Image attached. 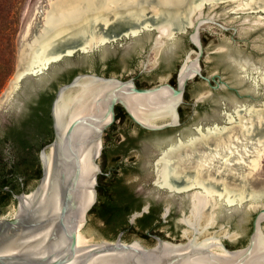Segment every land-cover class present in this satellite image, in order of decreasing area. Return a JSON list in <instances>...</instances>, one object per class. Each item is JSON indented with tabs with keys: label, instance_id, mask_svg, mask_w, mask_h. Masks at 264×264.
<instances>
[{
	"label": "rangeland",
	"instance_id": "obj_1",
	"mask_svg": "<svg viewBox=\"0 0 264 264\" xmlns=\"http://www.w3.org/2000/svg\"><path fill=\"white\" fill-rule=\"evenodd\" d=\"M49 3L50 0H0V97L16 73L19 56L26 43L33 41L41 31ZM139 6L153 9L157 7V3L153 1L150 5L139 4ZM236 6L235 2L220 3L216 7L206 5L203 9V21L198 26L204 48L200 69L202 75L210 79V83L199 76L189 80L186 93L190 101L184 99L181 108L184 113L181 126L161 132H144L131 118H128L115 123L116 127L113 130L116 134L113 137L106 138L103 135L104 146L115 145L126 139L128 146L134 148L129 156L139 160V165L136 171L127 176V180L136 181V187L146 197L145 205L157 204L161 212L167 207L171 210L168 221L160 223L157 232L152 233L155 239H148L137 234L136 231H130L123 234L124 243L138 241L145 248H152L158 244L156 237L176 245L188 243L193 229L187 227L188 224L181 225L179 222L190 217L192 209L190 196L197 191L201 192L202 189L172 195L156 187L154 185L156 161L172 145L178 144L181 140L187 141L189 137L198 136V128L206 131L208 127L215 125L231 127L230 132L225 136L212 137L207 145L199 144L198 151L209 152L216 147L226 146V141L232 142L241 135L239 126L227 119V113L230 119L237 118V110L245 106L258 109L264 103V86L262 84L257 86L255 82L264 74V24L257 26L252 24V26L247 21L249 17L252 20L257 17L264 18V12L257 11L258 9L237 12L234 10ZM114 22V20L99 22L98 30L108 32ZM194 30L192 27L186 32H177L173 39L168 40V44L159 53L158 58L156 50H153L158 35L155 31H147L136 37L122 38L106 44L104 42L92 53H77L65 57L51 64L41 74L25 77L8 104L0 109V139L6 137L12 128L23 127V121L30 113L31 106L37 105V101L42 96L56 95L62 85L70 83L79 74H96L121 81L134 79L139 88H151L160 83H168L176 87L177 75L187 58L189 56L194 58L198 53L191 41ZM28 33L30 35L27 37ZM156 58L157 62L154 64ZM67 79L68 82L65 81ZM203 94H206L205 98L194 109L192 104ZM242 113L244 116L245 112ZM261 128L262 130L257 126L252 137L262 135L264 124ZM27 131L28 140L35 144L41 135L34 128ZM228 136L230 138L226 140ZM1 151L5 160L12 159L18 171L22 173L15 181L14 187L19 193L33 191L39 178H28V174L25 176V163L28 157L25 152L21 151L13 140L7 143L6 147L0 143ZM186 163L188 169L195 167L194 164L192 166L189 162ZM212 167L205 172V178L211 175L218 181H225L233 190L244 185L246 187L245 196L249 198L243 205L220 207L217 222L214 224L217 236L222 237L221 241L229 245L227 247L229 250L242 249L249 244L253 234V223L259 210L250 209L252 195L260 194L264 203V159L260 168L254 172L236 165L224 167L220 159L216 160ZM223 170L225 171L222 172ZM244 173L245 178H243ZM16 201L18 200L10 198L6 204L0 205V209L7 208ZM86 220L83 233L87 239L106 240V242L117 239L110 234L109 228L98 217L89 213ZM206 220L207 216L201 224H206ZM261 227L264 231V221ZM186 231L188 235L184 234ZM225 232L237 233L238 236L231 239L225 236Z\"/></svg>",
	"mask_w": 264,
	"mask_h": 264
},
{
	"label": "water",
	"instance_id": "obj_2",
	"mask_svg": "<svg viewBox=\"0 0 264 264\" xmlns=\"http://www.w3.org/2000/svg\"><path fill=\"white\" fill-rule=\"evenodd\" d=\"M139 4H145V1L140 0ZM257 11L264 12L262 9ZM143 19L150 22V26L137 35L124 34L128 27L125 21L112 25L107 32L110 40L106 43L136 37L147 31H155L158 35L157 26L168 21L169 16L166 13L157 16L149 11ZM189 28L192 27L176 28L175 34ZM193 28L192 34L198 24ZM197 37L198 44L193 37L191 41L198 53L179 71L176 87L160 83L151 88H139L134 79H118L119 82L96 74H79L58 89L51 108L54 140L41 152L43 175L33 191L13 193L18 201L0 209V264H264V233L260 230L264 208L257 212L249 244L234 250L219 241L212 223L196 225L186 244L175 246L156 237L158 244L152 248L141 247L138 241L124 243L123 233L115 241L106 242L87 239L78 230L85 223L83 214L93 200V187L96 192L100 167L92 163L93 157L101 148L100 139L103 141L104 132L117 120L116 107L121 105L139 127L161 132L182 125L179 108L183 106L188 82L193 79L190 77L199 70L195 77L210 83L199 69L204 48L199 32ZM82 43L83 36L58 40L49 52L62 55L49 66L65 57L89 54L97 49L84 51L80 48ZM70 49L74 51L66 53ZM162 87H169L175 93L168 94ZM205 96L196 99L192 104L194 109ZM154 166L156 177V163ZM154 185L172 195L188 192H171L155 182ZM95 202L96 199L87 215ZM144 210H148V205ZM169 211L167 207L165 212ZM180 222L184 224L183 220Z\"/></svg>",
	"mask_w": 264,
	"mask_h": 264
},
{
	"label": "bare ground",
	"instance_id": "obj_3",
	"mask_svg": "<svg viewBox=\"0 0 264 264\" xmlns=\"http://www.w3.org/2000/svg\"><path fill=\"white\" fill-rule=\"evenodd\" d=\"M144 1L147 5L153 0ZM155 1L157 7L148 9L146 7H140L139 0H50L49 8L44 15V23L41 31L34 37L33 41L26 43L19 56L16 73L11 79L8 88L0 97V109L8 104L14 92L18 89L20 81L26 75L42 72L52 61L61 57L62 54L59 52H49L50 49L57 44L58 40H65L68 37L83 36V43L80 45V48L84 51H91L110 39L107 32L98 30L99 22L114 20L113 26H115L116 23L125 21L128 27L124 34L137 35L143 28H148L150 26V22H145L143 19V16L147 12L152 11L157 16L161 13H166L169 19L164 24L157 26L159 34L153 47V50H156V56L158 58L160 55L159 53L166 44H168V40L174 38L176 28H181L184 25L193 27L198 24L199 26L203 21L202 15L205 4L208 3L212 7H216L220 2L225 0H199L196 2H194V0ZM232 1L237 3L236 8H234L237 12H249L256 9L264 10V0ZM128 17L130 18L124 20L120 19ZM249 18L247 21L251 23L250 25L253 24L257 26L264 24V18L262 17H257L253 20ZM29 35L30 33H28L27 37ZM197 36L198 29L192 36L193 40L198 44ZM113 38L115 39L116 37L114 36ZM73 51L74 50L70 49L67 50L66 53L71 54ZM157 58L154 64H156ZM190 59H192L191 56H189L186 61ZM197 72L190 78H195ZM109 80L119 81L116 78H111ZM255 82L257 86L261 84L264 86V74L258 77V80H255ZM162 88L168 94L175 93L169 87ZM242 112H245L244 116ZM236 113L237 118L232 117L230 119L228 113L226 116L230 122L232 120L239 126L241 135H238L232 142L226 141V146L216 147L209 152L198 151L199 144L207 145L212 137L220 138L225 136L230 132L231 127H227L226 125L222 127L215 125L213 127H208L206 131H203L202 128H198V136L189 137L187 141L181 140L178 144L172 145L164 151L162 156L156 161L157 175L155 183L158 186L166 188L171 192L180 193L193 189H202L201 192L197 191L190 196L192 205L191 215L183 219V222L188 224V227H191L193 230L196 225L201 224L206 216V224L212 223L214 226L217 222L218 209L220 207L233 204L242 206L245 200L249 198L245 196V185L239 189L233 190L230 189L225 181H218L211 175L205 178V172L213 168L214 162L220 159L224 167L236 165L239 168L254 172L260 168L261 162L264 159V133L259 137H252L256 132L257 126L262 130L261 125L264 124V103L260 105L258 109H251L245 106L243 109L237 110ZM110 120L111 117L108 122H110ZM240 136H243V138ZM229 138L228 136L226 140H229ZM103 144V141L100 139V146L103 147ZM100 149L94 154L92 161L98 168L99 165L96 162V157ZM186 162H189L192 166L194 164L195 167L190 166L191 168L188 169ZM224 171L225 170L222 172ZM224 177L226 178V176ZM245 177L246 174L244 173L243 178ZM180 180H182V182ZM261 198L262 196L260 194L252 195L253 200L250 203V209L258 210L264 208V203H262ZM94 201L95 192L93 187V200L83 214L85 223L78 228L85 238L87 237L83 233V228L87 221V210ZM207 211L208 213L206 214ZM261 225L260 223V230L264 233ZM184 234L188 235V232L186 231ZM225 236L234 239L238 234L225 232ZM218 239L221 242L222 237H218ZM139 244L141 247H144L140 242ZM173 245L178 246L176 244Z\"/></svg>",
	"mask_w": 264,
	"mask_h": 264
},
{
	"label": "flooded vegetation",
	"instance_id": "obj_4",
	"mask_svg": "<svg viewBox=\"0 0 264 264\" xmlns=\"http://www.w3.org/2000/svg\"><path fill=\"white\" fill-rule=\"evenodd\" d=\"M48 96L52 97L50 102L51 115V108L55 94ZM39 101L40 100L37 102ZM34 106L35 105H32L31 109H33ZM117 121L121 120L119 119L116 120V122ZM115 123L104 132L103 135H105L106 138H111L116 134V131L113 130L116 127ZM36 131L41 135L40 139L38 138L35 144L28 140L30 149L25 151V154L28 156L25 163V176L28 174V178L31 179H41L43 175L41 152L54 140L52 117L51 131L49 133L39 130ZM50 136H52L51 139ZM127 139H129V137H127ZM122 141L117 142L115 145H103L96 157L100 172L97 176L98 182L96 185V192L94 188L96 202L90 213L91 215L98 217L99 220L109 228L111 235H114L122 229L121 233L123 234L130 231H136L137 234L143 235L148 239H155V236L152 233L157 232V226L160 223L168 221L167 218L171 214V210L168 213L165 211L161 212L160 206L154 203H149L148 210H144L147 206L145 205L146 197L142 191L136 187L135 180H127V176L137 170L139 160L135 158L133 159V157L129 156L134 148L128 146L126 139ZM180 181L182 182V180ZM14 183L11 188H3V190L11 192L12 198H14L13 193L20 194L14 187ZM22 190H25L24 186ZM179 224L184 225L182 222H179ZM224 245L229 247L226 243H224Z\"/></svg>",
	"mask_w": 264,
	"mask_h": 264
},
{
	"label": "trees",
	"instance_id": "obj_5",
	"mask_svg": "<svg viewBox=\"0 0 264 264\" xmlns=\"http://www.w3.org/2000/svg\"><path fill=\"white\" fill-rule=\"evenodd\" d=\"M73 80V79H72ZM68 82V79L65 80ZM52 97L44 95L40 98V101L37 105L31 109L28 117L23 121L22 128L15 127L12 128L6 137L0 139V143L6 147V144L11 140L17 144L18 148L24 152L30 149V144L27 138V129L34 128L35 130L43 131L49 133L51 131V115H50V102ZM185 100L190 101L188 94L185 93ZM180 109L181 118L184 117L183 111ZM116 116L117 120H125L130 118L129 115L125 112L124 108L121 105L116 107ZM142 131H147L141 128ZM52 136H50V139ZM49 139V140H50ZM22 175L18 171L16 164L13 163L12 159L5 160L2 151L0 152V205L6 204L10 198H12L11 192L3 190L4 187H12V184L19 179ZM122 232L120 229L117 233L114 234V238H117ZM113 238V239H114Z\"/></svg>",
	"mask_w": 264,
	"mask_h": 264
}]
</instances>
